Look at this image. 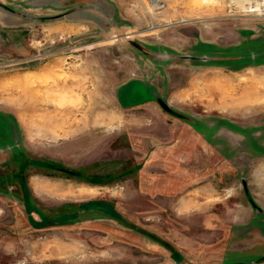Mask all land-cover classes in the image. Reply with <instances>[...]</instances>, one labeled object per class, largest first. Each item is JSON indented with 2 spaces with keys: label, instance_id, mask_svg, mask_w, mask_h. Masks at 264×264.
I'll return each instance as SVG.
<instances>
[{
  "label": "rangeland",
  "instance_id": "rangeland-1",
  "mask_svg": "<svg viewBox=\"0 0 264 264\" xmlns=\"http://www.w3.org/2000/svg\"><path fill=\"white\" fill-rule=\"evenodd\" d=\"M232 1L0 0L26 17L0 54V264H264V98H240L264 0ZM75 5L82 32L49 20Z\"/></svg>",
  "mask_w": 264,
  "mask_h": 264
},
{
  "label": "crops",
  "instance_id": "crops-1",
  "mask_svg": "<svg viewBox=\"0 0 264 264\" xmlns=\"http://www.w3.org/2000/svg\"><path fill=\"white\" fill-rule=\"evenodd\" d=\"M84 7L85 6L75 5L74 7L69 8V13L61 12L58 15H56L57 17L49 18V20H53V19L60 18V17L67 18L68 21L62 27H65L66 29L69 30V32H72V33L82 32L85 28H88V25H89L88 24L89 18L87 17V15L85 16L83 14V11L85 10ZM1 9L2 10L0 12V52L2 53L0 54L9 55L8 54L9 52H13L15 54L16 53L20 54V53L25 52L26 51L25 49L26 48V30L24 26H25L26 17L17 10H15V12H10L3 8ZM86 11L88 10L86 9ZM8 14L10 15V17L8 16ZM252 61H250V64L247 67H245V69L251 71V74L254 76L255 80L257 79L258 81L256 83L252 81L250 84L241 85L242 86L241 92H240L241 96L240 95L239 96L243 101L245 100V98L254 99L256 101L264 98V91L262 92L261 89H258L254 86V85L257 86L259 83L260 84L262 83L264 85V77H263L264 61H261V62H256L254 60ZM239 69H242V68L233 69L231 72L234 75L238 74L239 71L237 70ZM224 80L227 84H229L228 78H225ZM246 86H248L249 89H247ZM208 90L210 91V94L212 95L218 94V90L216 89L217 92L216 90L214 91V89L211 86L210 88H208ZM260 210L264 211V208ZM262 262H264L263 256L257 259L256 261V263H262Z\"/></svg>",
  "mask_w": 264,
  "mask_h": 264
},
{
  "label": "flooded vegetation",
  "instance_id": "flooded-vegetation-1",
  "mask_svg": "<svg viewBox=\"0 0 264 264\" xmlns=\"http://www.w3.org/2000/svg\"><path fill=\"white\" fill-rule=\"evenodd\" d=\"M192 127L194 128V131L193 132H191V131H188V132H185V131H183V132H180L179 131V133H181V136L180 137H178V148L179 149H182V148H184V149H186L187 147V140L188 139H197V138H199V135H201L202 133H204V132H202L201 130H199L198 129V127H199V123L200 122H198V121H196V120H193L192 121ZM210 133H212L211 131H210ZM204 134H206V133H204ZM180 140H183V142L182 141H180ZM201 142V141H200ZM251 203H252V206H254L253 205V201H251ZM263 220H264V217H263ZM240 261H234V262H226V263H224V264H237V263H239ZM242 263H244V262H242Z\"/></svg>",
  "mask_w": 264,
  "mask_h": 264
},
{
  "label": "water",
  "instance_id": "water-1",
  "mask_svg": "<svg viewBox=\"0 0 264 264\" xmlns=\"http://www.w3.org/2000/svg\"><path fill=\"white\" fill-rule=\"evenodd\" d=\"M0 7L3 8V9H5V10H8V11H10V12H15V9L11 8L10 6H8V5H6V4H4V3H2V2H0ZM53 17H55V16H50L49 18H53ZM29 18H30L31 20H36V19H37L36 16H30ZM129 43H130L132 46L136 47V48H140L139 44H138L137 42L133 41V40H130ZM161 105H162V107H163L165 110H168V106H167V104H165L164 102H161ZM237 264H246V263L239 262V263H237Z\"/></svg>",
  "mask_w": 264,
  "mask_h": 264
},
{
  "label": "built area",
  "instance_id": "built-area-1",
  "mask_svg": "<svg viewBox=\"0 0 264 264\" xmlns=\"http://www.w3.org/2000/svg\"><path fill=\"white\" fill-rule=\"evenodd\" d=\"M260 4H261V5H264L263 1H261ZM248 5H250V3H248ZM253 5L255 6V1H253ZM253 10H255V9H253ZM61 38H62V36L59 35V36H58V39H61ZM56 41H57V39H52V40H51L52 43H55Z\"/></svg>",
  "mask_w": 264,
  "mask_h": 264
},
{
  "label": "bare ground",
  "instance_id": "bare-ground-1",
  "mask_svg": "<svg viewBox=\"0 0 264 264\" xmlns=\"http://www.w3.org/2000/svg\"><path fill=\"white\" fill-rule=\"evenodd\" d=\"M233 1H234V0H233ZM233 1H232V2H233ZM236 4H237V3H236ZM241 4H242V3H241ZM245 10H247V8H246V7H245ZM124 38H126V37H124Z\"/></svg>",
  "mask_w": 264,
  "mask_h": 264
}]
</instances>
